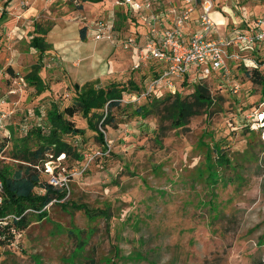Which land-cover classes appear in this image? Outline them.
I'll use <instances>...</instances> for the list:
<instances>
[{
	"label": "rangeland",
	"instance_id": "1",
	"mask_svg": "<svg viewBox=\"0 0 264 264\" xmlns=\"http://www.w3.org/2000/svg\"><path fill=\"white\" fill-rule=\"evenodd\" d=\"M42 1L45 7L29 17L24 44L11 41L8 46L4 43L9 41L0 39V53L5 57L0 92L7 89L6 75L25 83L9 102L13 134L2 144V171L26 164L15 159L14 144L21 143L23 130L45 126V113L52 103L60 109L71 104L74 86L115 83L126 87L129 78L141 83L155 64L149 61L140 70L132 69L129 54L120 46L133 33L132 24L122 23L124 13L117 12L124 8L115 0L87 4L85 9L81 0ZM212 4L218 12L212 18L220 27L219 36L239 24L240 12L249 20L264 15V0H212ZM19 7L26 11L32 4L21 0ZM131 19L136 23L138 17ZM99 20L113 22L118 42L108 53L105 43L91 36ZM35 24L47 30L45 39L50 44L39 63L38 76L45 85L41 94L25 78L39 59L29 45ZM54 26H65L60 44L77 46V57L52 47L50 41L57 37L48 34ZM82 27L86 28L84 41L78 37ZM13 47L24 53L15 55ZM101 49L107 55L101 66L111 61L115 71L96 76L92 62ZM202 84L213 105L202 108L180 128L172 126L164 110L132 116L146 100L131 103L129 92L124 93L114 120L105 129L99 127L106 151L76 114L72 120L85 134L65 139L83 159L47 155L45 161L37 162L36 171L41 182L55 176L67 185L64 200L92 213L105 210L108 216L89 219L83 209L62 210L53 202L46 208V219L31 214L25 230L10 231L13 239L8 234L0 237V264H264V96L234 65L228 76L211 77ZM192 92L189 86L178 94L190 100ZM214 146L222 150L229 165L216 161Z\"/></svg>",
	"mask_w": 264,
	"mask_h": 264
},
{
	"label": "trees",
	"instance_id": "2",
	"mask_svg": "<svg viewBox=\"0 0 264 264\" xmlns=\"http://www.w3.org/2000/svg\"><path fill=\"white\" fill-rule=\"evenodd\" d=\"M92 3H98L102 0H83ZM81 9V6L80 8ZM121 16V21L124 24H132L134 21L131 19L134 16L129 15L127 12ZM116 13V15H117ZM129 15V16H127ZM118 17V15L116 16ZM118 19V18H117ZM86 28L82 27L79 31L80 39H85ZM47 30L40 28L35 24V36L29 42L30 47L34 48L39 53L38 63L31 67V71L26 75L28 85L36 88L38 94L45 90L43 81L38 76L41 68L40 62L44 53L50 50V44L46 41L45 35ZM249 79L258 85L261 90V95L264 96V66L256 68L238 65ZM151 68L150 74L153 72ZM144 76L141 83L133 82L130 78L125 86H119L115 83H109L104 87H93L83 85L81 87L74 86V98L71 104L60 109L56 103H52L50 108L45 113V126L36 125L29 130H23L24 136L21 138V143L14 144V157L16 160L26 163L21 164L17 170H0V181L2 183V198L0 204V237L5 234L13 239L10 231L20 233L26 229L28 225V217L35 214L39 220L46 219L47 212L44 209L53 200H56L59 207L64 210L68 206L76 210L83 209L84 214L89 219H95L97 215L104 217L108 216L105 210L98 213L89 212L85 206H76L68 200H64L67 193L60 191L50 185L48 182H41L36 165L38 161H45L47 155L52 158H58L63 155L64 158L73 157L77 162L83 159V156L76 152L73 146L66 141L65 137H82L85 134L83 128L75 126L72 118L76 114H80L86 121L87 128L95 133L96 141L103 146L104 151L107 150L104 133L99 129H105L111 121L114 120L113 112L121 110V99L126 92L132 93L139 91L143 87V82L146 80ZM221 77L220 75H214ZM193 87V92L190 94V100L183 98L178 94L181 90L187 87ZM213 105L210 93L205 85L198 83L195 86L181 82V88L174 93H165L161 95H150L146 98L144 104L136 107L132 112V116L146 117L151 114L157 115L160 111L166 112L171 119L172 126L175 128L182 127L191 117L199 114L202 108L209 109ZM162 108L160 109V107ZM12 122L8 125L9 138L0 143V153L2 144L11 139L12 136ZM24 129V126L23 128ZM216 156V161L229 165L228 160L223 155L220 148L214 146L212 148ZM215 180V174H209ZM35 189L43 191L42 194L36 192ZM3 224V225H2ZM264 241V236H262ZM264 243V242H262ZM113 264V263H112Z\"/></svg>",
	"mask_w": 264,
	"mask_h": 264
},
{
	"label": "built area",
	"instance_id": "3",
	"mask_svg": "<svg viewBox=\"0 0 264 264\" xmlns=\"http://www.w3.org/2000/svg\"><path fill=\"white\" fill-rule=\"evenodd\" d=\"M115 3L129 15L143 19L147 26L148 32L140 45L137 46L133 37H127L122 44L124 49H136L132 69L140 70L149 61L155 63L142 89L129 94L131 103L146 100L150 95L174 94L184 80L196 85L215 74L226 77L232 65L264 66V16L256 19L254 27L233 28L229 36L222 37L218 35V26L211 15L212 0H183L180 9L170 7L167 12L158 9L154 0H115ZM194 11L197 12V29L186 36L184 31ZM167 14L171 16V28L162 26ZM113 28V22H95L91 29L93 39L112 43L116 39ZM21 86H25L23 79L13 78L7 92H0V143L10 136L8 125L13 115L11 110L3 107L10 102V97L21 92ZM120 101L122 103L124 98ZM48 183L67 193V185L59 178L52 176ZM1 194L0 181V204ZM53 202L57 201L53 200L44 209Z\"/></svg>",
	"mask_w": 264,
	"mask_h": 264
},
{
	"label": "crops",
	"instance_id": "4",
	"mask_svg": "<svg viewBox=\"0 0 264 264\" xmlns=\"http://www.w3.org/2000/svg\"><path fill=\"white\" fill-rule=\"evenodd\" d=\"M20 1L21 0H0V39L1 40L6 39L7 41H9L8 43H4V44H7L8 46H10V44H11L10 42L11 41H14L13 42L14 44H17V42H22L24 44L23 40H25L27 38L26 32L29 31L28 22H29V19H30L29 17L32 15L31 13H33L34 11H37V9L40 8V7H45L44 5H46V3H44L42 0H28V2H30L32 4V7L29 8L28 10H26V11H23L19 7ZM54 1H57V0H54ZM62 1L65 2L66 0H62ZM137 1H144V0H137ZM166 1L165 0L164 1L154 0V3L157 5V7H159L158 9H160L162 11H165V12H167V10L170 7H175L176 9H180L183 6V0H166ZM99 3H103V0L98 2V3H92V2L81 0L82 7L84 9H85V5H87V4L98 5ZM242 8H244V7L243 6L240 7V11H241ZM97 9H98L97 12H99V13H100V11H103L101 8H97ZM212 14H214L215 16H218V12H214L213 10L211 12V15ZM239 16H241L242 18L239 19V17H238V19H239L238 23L239 24L235 28L243 30V29H246L248 27H250V28L254 27L256 19L260 18V17H262L264 15H257L255 18H253V20L252 19L249 20L248 17L243 15L241 12H240ZM191 17H192V20L188 24V27L184 31V34L186 36L190 35L194 31H196V29H197V23L195 21V19L197 17V12L194 11L192 13ZM162 26H165L167 28H171L173 26L172 22H171V16H169L168 14L166 15V18L162 21ZM24 27H26V29H28V30H25ZM33 29H35V27H33ZM232 29H230L226 34H223L222 37L229 36ZM218 30H220V27L218 28ZM132 31H133V33H131V35H128L127 37L135 38L136 42H137V46H138V45H140L143 42L144 37H145V35L148 32L147 26L145 24V21L143 19H141V18H138L136 23L134 22L133 25H132ZM65 33H66L65 26H62L60 28L58 26H54V28L52 30H50V32L48 34V37H52V35H56L57 38H55L54 40L50 41L51 45H52V47L54 49H58L59 48L60 50H63L64 53L66 51V53L69 56L77 57V55L79 53L77 46L75 47V46H67V45H65L64 48H63V46L60 44V43L63 42V40L65 38L64 37ZM91 36H92V39H93V35L92 34H91ZM78 37L80 39V34L78 35ZM126 38H124L123 41L121 42L120 46H122V48H123L122 44H123V42L125 41ZM84 40H81V41H84ZM117 42L118 41L115 39V41H113L112 43L106 42V41H99V44L100 43L101 44L105 43L104 45H106V46L104 47V49L107 50L106 53H108L109 50H111V49L116 47ZM95 43H98V42H95ZM123 50L126 51L129 54L130 61L133 64L135 59H136V49L134 47H130L129 49H124L123 48ZM13 53L15 55H19V53L23 54L24 52L19 51V48L15 47ZM0 55H1L0 56V66H1L2 64H4L5 57L2 56L1 53H0ZM94 56H95L94 59H96V62L93 61L92 63H93V68L97 69L96 70L97 71L96 72V76L97 75L98 76H103L105 74V72H107L108 74L114 73V71H115L114 67L115 66H112V62L111 61H108L104 66H101V62L107 56V55L105 56V53H103V49H101L100 51H97L94 54ZM119 70H121V69L119 68ZM13 78H15V77H12V76L10 77L8 75H6V78H4V79H7V80H5V82L8 81V83H7V86H6L7 89L5 90V92L3 94H5L7 92V90L9 89V87L11 86V80ZM0 91L2 92L1 88H0ZM12 98L13 97H10V101L12 100ZM9 104L10 103L8 102L3 108L4 109H8Z\"/></svg>",
	"mask_w": 264,
	"mask_h": 264
}]
</instances>
